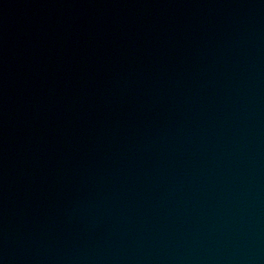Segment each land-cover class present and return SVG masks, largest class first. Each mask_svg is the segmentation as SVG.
<instances>
[{
    "label": "water",
    "instance_id": "95a60500",
    "mask_svg": "<svg viewBox=\"0 0 264 264\" xmlns=\"http://www.w3.org/2000/svg\"><path fill=\"white\" fill-rule=\"evenodd\" d=\"M0 264H264V0H0Z\"/></svg>",
    "mask_w": 264,
    "mask_h": 264
}]
</instances>
